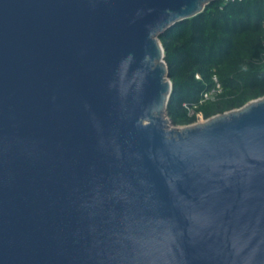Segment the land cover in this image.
<instances>
[{
	"label": "water",
	"instance_id": "obj_1",
	"mask_svg": "<svg viewBox=\"0 0 264 264\" xmlns=\"http://www.w3.org/2000/svg\"><path fill=\"white\" fill-rule=\"evenodd\" d=\"M212 1L0 0V264H264V96L167 113Z\"/></svg>",
	"mask_w": 264,
	"mask_h": 264
},
{
	"label": "trees",
	"instance_id": "obj_2",
	"mask_svg": "<svg viewBox=\"0 0 264 264\" xmlns=\"http://www.w3.org/2000/svg\"><path fill=\"white\" fill-rule=\"evenodd\" d=\"M173 91L167 113L192 124L264 96V0H215L160 35ZM221 90L201 102L205 92ZM191 109L194 110L191 113Z\"/></svg>",
	"mask_w": 264,
	"mask_h": 264
},
{
	"label": "built area",
	"instance_id": "obj_3",
	"mask_svg": "<svg viewBox=\"0 0 264 264\" xmlns=\"http://www.w3.org/2000/svg\"><path fill=\"white\" fill-rule=\"evenodd\" d=\"M215 82H216L215 87L212 88L210 91H207L203 94L201 102L208 100V99H213L217 95V93L221 90V85L216 77H215ZM193 112L194 110L191 109V113Z\"/></svg>",
	"mask_w": 264,
	"mask_h": 264
},
{
	"label": "rangeland",
	"instance_id": "obj_4",
	"mask_svg": "<svg viewBox=\"0 0 264 264\" xmlns=\"http://www.w3.org/2000/svg\"><path fill=\"white\" fill-rule=\"evenodd\" d=\"M207 118H204L203 116H202V114H199L198 115V119H197V121H195L194 123H197V122H201V121H204V120H206ZM194 123H192V124H194ZM175 125V124H174ZM188 125H190V124H188Z\"/></svg>",
	"mask_w": 264,
	"mask_h": 264
},
{
	"label": "bare ground",
	"instance_id": "obj_5",
	"mask_svg": "<svg viewBox=\"0 0 264 264\" xmlns=\"http://www.w3.org/2000/svg\"><path fill=\"white\" fill-rule=\"evenodd\" d=\"M170 127L172 128V125H170Z\"/></svg>",
	"mask_w": 264,
	"mask_h": 264
}]
</instances>
